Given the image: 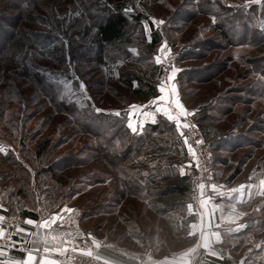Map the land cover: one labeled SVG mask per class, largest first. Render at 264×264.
<instances>
[{
  "label": "rangeland",
  "instance_id": "374dc122",
  "mask_svg": "<svg viewBox=\"0 0 264 264\" xmlns=\"http://www.w3.org/2000/svg\"><path fill=\"white\" fill-rule=\"evenodd\" d=\"M99 1L119 5L127 14L133 40L126 46L132 57L108 65L91 60V56L102 52L97 31L87 42L66 47L62 63L36 51L33 58L37 64L57 80V99H67L77 109L85 107L103 121L117 116L134 136L178 141L180 153L169 163L174 173L189 176L190 186L194 170L173 117L192 113L196 129L213 150L214 182L218 179L230 184L257 185L262 179V191L252 200L259 203L256 207L264 218V89L258 86L264 79L254 70V66L264 67V2L247 9L230 7L235 15L230 16L228 11L224 19L219 17L220 5H242L244 0ZM54 8L57 17L66 23L80 15L77 0H60ZM136 14L142 17L135 27L132 17ZM6 16L0 13V18ZM153 19L164 23L156 25ZM145 23L149 33L145 32ZM216 24L226 29L231 42L220 35ZM153 30L157 31L155 44ZM161 45H166L161 61L172 56L175 68L181 71L159 91L155 56L161 55ZM152 68L157 92L144 99L130 94L125 73L151 74ZM81 84L85 87L81 88ZM154 98L175 102L176 110L170 119L165 115L157 119L166 132L163 136L159 130L152 133L139 129L142 118L154 117L147 112L152 110ZM60 108L25 77L17 75L15 67L0 64L1 211L33 212L36 218L51 220L53 234L58 236L73 234L83 238L90 234L98 240L125 243L127 226L134 221L149 229L155 215L144 207V202H151L154 197L149 195L146 178L156 172L141 169L138 177L134 168L124 184L116 172L121 154L103 152L98 147L94 133L101 134L100 124L90 122L86 128L92 130L82 132L76 119ZM129 121L137 128L135 133L128 127ZM208 128L210 132L206 134ZM47 139L50 147L38 156V146ZM113 145L121 151L118 140ZM149 149L144 145L141 152ZM137 158L134 160L138 164L148 163L147 157ZM134 183L140 193L133 192ZM164 183L170 184L171 180Z\"/></svg>",
  "mask_w": 264,
  "mask_h": 264
},
{
  "label": "trees",
  "instance_id": "16d2710c",
  "mask_svg": "<svg viewBox=\"0 0 264 264\" xmlns=\"http://www.w3.org/2000/svg\"><path fill=\"white\" fill-rule=\"evenodd\" d=\"M59 1L0 0V13H6L7 15L5 18H0V64L15 67L17 75L25 77L41 94H45L51 103L60 105L61 110L76 119L80 131L90 132L92 129L86 128L90 122L100 124L98 130L101 134L94 133L99 143L98 147L103 152L109 150L114 154H121L122 164L118 163L116 165V172L121 176L120 179L124 184L128 181L127 177L132 169L135 168V176L140 177L138 170L149 168L147 164L135 162V156L152 153L165 155L166 157L163 158H167L168 161L165 163V167L152 166L150 168L153 173H155V169H158L160 175L158 177L155 174H149L146 178L149 183L147 188L150 191L149 195L154 197L153 201L166 208L172 209L185 204L190 188L189 176L174 173L172 165L169 163L180 153L178 141L164 142L163 140H157V137L143 134L134 136L117 116H109L106 118L107 120L103 121L100 115L86 111L85 107L77 109L71 101L64 98L57 99V91L59 90L57 80H54L52 74H47L46 70L37 64L36 58H33L36 51L46 54L57 63H62L67 55L66 47L73 48L87 42L97 31L102 44V52L96 53L90 58L101 65H108L130 59L132 53L126 45L131 44L133 40L131 35L133 27L127 14L123 13L121 6L106 5L99 0H77L80 15L70 18L71 20L66 23L60 20L55 13L54 7ZM220 6L222 12L219 17L223 16L222 18L225 19L228 16V11H231L230 16L235 15L230 7ZM141 17L140 14L132 17L133 26L139 25ZM215 28L223 38L231 42L223 26L216 24ZM152 37H154L152 43L155 44L157 42V31H152ZM141 55L146 54L142 53ZM254 70L264 77L263 66H254ZM154 71L155 69L152 68L151 74H147L145 71L140 73L126 72L124 81L127 91L137 98L143 99L155 94L157 86L153 84ZM133 81L136 82L135 85ZM258 86L264 89V83H259ZM83 113L86 116H83ZM161 115L158 114L157 119ZM146 127V130L149 129L153 131L152 133H156L158 130L159 133L163 131L158 120L156 123L146 124ZM205 132L208 134L210 129H206ZM121 139L125 140L121 141ZM114 140L119 141L121 151H117L118 148L113 145ZM50 144L49 139L45 140L38 146L35 154L39 156L50 147ZM144 145L150 146V149L141 152ZM159 164L163 165L161 160ZM165 172L170 173V175L166 174L165 176ZM166 180H171V183H164ZM132 190L135 193H140V187L135 183ZM20 215L24 218L37 217L36 214L27 210H22Z\"/></svg>",
  "mask_w": 264,
  "mask_h": 264
},
{
  "label": "crops",
  "instance_id": "0c3cea01",
  "mask_svg": "<svg viewBox=\"0 0 264 264\" xmlns=\"http://www.w3.org/2000/svg\"><path fill=\"white\" fill-rule=\"evenodd\" d=\"M153 100L147 112L154 117L142 118L140 130L156 123L158 114L169 118L176 110L173 99ZM143 156L149 168L166 166L162 153L141 154L137 161ZM260 183L262 179L257 185L215 179L211 186L200 188L195 206L186 202L171 209L144 202L155 215L153 222L147 230L136 221L127 226L125 243L99 241L90 234L58 236L51 220L25 217L20 234L31 251L0 248V264H60L56 253L66 251L92 253L117 264H264V218L256 207L259 203L252 200L262 191Z\"/></svg>",
  "mask_w": 264,
  "mask_h": 264
},
{
  "label": "built area",
  "instance_id": "2783aa9c",
  "mask_svg": "<svg viewBox=\"0 0 264 264\" xmlns=\"http://www.w3.org/2000/svg\"><path fill=\"white\" fill-rule=\"evenodd\" d=\"M173 66L175 67L172 56L161 61L158 67L159 86L167 84V76ZM173 122L194 170V180L188 191V204L195 206L200 188L209 187L214 182L213 152L196 129L191 113L176 114ZM24 223L25 218L19 213L0 212V248L21 253L31 251V247L20 234ZM56 259L60 264H117L95 254L78 251L58 252Z\"/></svg>",
  "mask_w": 264,
  "mask_h": 264
},
{
  "label": "snow or ice",
  "instance_id": "6c2138e0",
  "mask_svg": "<svg viewBox=\"0 0 264 264\" xmlns=\"http://www.w3.org/2000/svg\"><path fill=\"white\" fill-rule=\"evenodd\" d=\"M262 2H264V0H244L243 4L242 5H232V4H229L228 6L229 7H243L245 9H247L250 5H260L262 4ZM129 12H131V9H128ZM153 23L156 24V25H160V24H163L164 21L163 20H155L153 19ZM213 23H215V18H213ZM144 28H145V32L146 33H149V26L147 23H145L144 25ZM150 42V41H149ZM66 43V42H65ZM166 49V45H161V49H160V52H161V55H157L155 56V61L157 64H160L161 63V60H162V55L164 53ZM181 71L180 69H177L175 68L174 66L171 68V71L170 73L168 74L167 76V79L169 81H172L175 77V75ZM261 79H264V77H261ZM85 86L83 84H81V88H84ZM165 86H159L158 90H162ZM97 112H100L101 109H96ZM115 115H119L118 112L114 113ZM192 114V113H191ZM128 127L132 130L133 133H135L137 131V128L136 126L133 124L132 121H129V124H128Z\"/></svg>",
  "mask_w": 264,
  "mask_h": 264
}]
</instances>
